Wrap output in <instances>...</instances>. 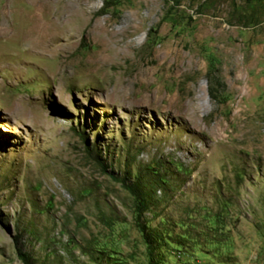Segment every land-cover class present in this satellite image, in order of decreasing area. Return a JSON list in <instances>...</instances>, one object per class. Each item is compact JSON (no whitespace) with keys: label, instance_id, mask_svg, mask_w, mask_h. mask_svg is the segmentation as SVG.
I'll list each match as a JSON object with an SVG mask.
<instances>
[{"label":"rangeland","instance_id":"1","mask_svg":"<svg viewBox=\"0 0 264 264\" xmlns=\"http://www.w3.org/2000/svg\"><path fill=\"white\" fill-rule=\"evenodd\" d=\"M0 264H264V0H0Z\"/></svg>","mask_w":264,"mask_h":264},{"label":"bare ground","instance_id":"2","mask_svg":"<svg viewBox=\"0 0 264 264\" xmlns=\"http://www.w3.org/2000/svg\"><path fill=\"white\" fill-rule=\"evenodd\" d=\"M13 17V16H12ZM15 17V16H14ZM29 22L30 20L33 21L34 18L31 16L30 19H28ZM31 25V24H30ZM50 25V24H49ZM32 27V26H31ZM30 27V29H31ZM45 26L39 23H34L33 29L31 30V32L28 33V35L30 36V38L33 39H39L42 35V32L44 30Z\"/></svg>","mask_w":264,"mask_h":264}]
</instances>
